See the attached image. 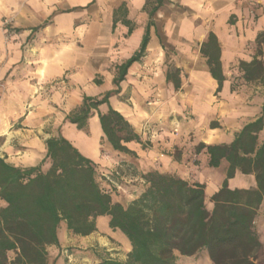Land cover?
<instances>
[{"label":"crops","instance_id":"1","mask_svg":"<svg viewBox=\"0 0 264 264\" xmlns=\"http://www.w3.org/2000/svg\"><path fill=\"white\" fill-rule=\"evenodd\" d=\"M146 32L144 55L116 86L117 66L139 49ZM210 33L220 84L208 66L216 54ZM253 58L264 61V0H0V156L34 166L45 155L44 140L61 133L102 170L122 162L137 176L152 169L176 174L204 184L205 204H212L227 162L209 167L206 149L197 146L230 142L259 116L263 85L239 67ZM168 64L180 70L178 87L166 78ZM108 90H117L109 105L140 137L124 143L130 152L107 141L101 151L97 111L87 132L65 121L83 94ZM107 109V103L98 107ZM148 122L160 130L149 140L142 132ZM222 166L225 171L216 172ZM254 184L240 172L228 180L230 188ZM256 223L264 235V202Z\"/></svg>","mask_w":264,"mask_h":264},{"label":"trees","instance_id":"2","mask_svg":"<svg viewBox=\"0 0 264 264\" xmlns=\"http://www.w3.org/2000/svg\"><path fill=\"white\" fill-rule=\"evenodd\" d=\"M147 41L146 32L139 49L117 66L113 84L118 86L130 64L144 55ZM208 43L216 48L208 66L220 84L218 47L211 33ZM202 52L207 51L202 48ZM239 67L246 79H258L264 89L262 59L241 61ZM179 72L168 64L166 78L174 87L180 85ZM115 91L83 94L65 121L87 132L88 119L97 111L100 144L107 141L115 151L130 152L124 143L141 140L129 121L109 105ZM103 103L108 109L101 113L98 107ZM262 131L264 97L259 116L236 131L230 142L198 144V150L205 148L208 153L209 167L227 162L222 184L210 197L211 208L205 204L204 184L156 169L139 175L144 189L124 205L106 188L107 180H119L117 174L102 170L61 133L44 140L45 155L34 166L15 165L0 156V200L4 202L0 206V264H50L47 247H60L61 222L73 234L84 236L97 230V219L103 216L109 218L110 229L123 234L130 249L125 259L99 256L97 264H176V252L190 256L202 251L212 264H264V241L255 227L264 202ZM237 172L252 175L254 186L230 188L228 180Z\"/></svg>","mask_w":264,"mask_h":264},{"label":"rangeland","instance_id":"3","mask_svg":"<svg viewBox=\"0 0 264 264\" xmlns=\"http://www.w3.org/2000/svg\"><path fill=\"white\" fill-rule=\"evenodd\" d=\"M167 59H170V53L167 55ZM169 121L173 122L174 117L170 116ZM155 125L158 122H148L145 127L143 126L142 132L145 134L147 140L155 138L159 133V129ZM12 130V128H10ZM173 129V132H176ZM264 132L261 133V136ZM1 139V137H0ZM83 148H87L89 145L80 140ZM104 143L102 144V152H104ZM23 167H28L24 164H19ZM109 170L114 171L119 180L112 179L106 188H110L112 197L114 200L126 205L131 200L136 198L140 192L144 189V183L140 176L133 173V170L127 166L125 163L118 162L114 163V166H105ZM46 165L43 166L45 170ZM225 171V167L217 169L216 172ZM225 174V173H224ZM104 180V179H103ZM106 183V180H105ZM105 186V185H104ZM208 189V188H207ZM209 193V189L207 190ZM0 200V206L1 204ZM208 208H211L212 204H206ZM108 217L103 216L97 219V230L88 235H76L70 232L65 222H61L58 228V239L60 247L51 245L47 247L49 258L52 264H97L99 256H109L117 259H125L127 252L130 247L127 243L126 238L119 230H112L108 226ZM255 227L257 228V223L255 219ZM260 230V229H258ZM264 235L261 234V237ZM176 254V264H209L205 262V257L209 260L206 251L199 252L196 255H181L178 252ZM264 260V252L262 256Z\"/></svg>","mask_w":264,"mask_h":264}]
</instances>
